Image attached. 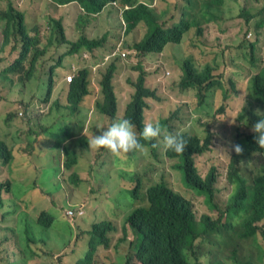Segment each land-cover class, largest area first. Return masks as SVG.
<instances>
[{
  "label": "trees",
  "instance_id": "obj_1",
  "mask_svg": "<svg viewBox=\"0 0 264 264\" xmlns=\"http://www.w3.org/2000/svg\"><path fill=\"white\" fill-rule=\"evenodd\" d=\"M33 4L36 13L23 8L18 9L15 0H8L0 6L1 33L3 35V46L0 47V77L11 82H20L27 87V82L45 79L47 94L45 100L51 98L55 91L57 77L63 71H69L70 66L64 64L67 55H72V66L75 64L78 70L75 72V79L62 87L59 92V101L50 103L53 110L68 108L69 114L58 116L53 124L58 125L60 121H72L74 124L72 132L66 134L62 141L65 142L64 166L72 169L75 164L80 163L81 151L72 150V144L82 146L84 143L79 137L77 140H70L77 132L86 129L87 132L100 134L101 129L108 126V117L114 116L119 110L120 97L127 94L123 87L122 73L128 69V62L122 57L114 58L106 71L102 72L100 79L101 99L97 98L92 106H87V100L92 95L90 84L93 78V71L89 67V60L83 56L88 53H99L104 44L116 40L124 49L134 51L142 60L145 59L146 51L162 52L167 41H178L184 34L191 31L202 33L203 24L213 20L219 21L221 12L225 11L228 0H199L200 5L188 0L185 4L191 17V22L185 27L177 26L169 33H166L159 25L162 21V10L158 8L159 0H27ZM65 5L61 9V6ZM112 9L115 21L111 28L106 31L103 28L104 8ZM240 16L244 17L246 23L255 19L253 41H242L239 46L245 49L246 64L244 70L247 73H254L249 79L247 87V103L244 112L238 116L240 124L248 127L249 131L241 135L238 127L235 129V144L244 149L241 153L230 154L229 179L234 183V190L230 195L225 208L213 205L218 209L220 215L213 220V228L206 236L198 238L201 231L198 230L194 219L196 214L191 210V200L183 194L176 192L173 185L180 186L179 180L173 179L167 182L154 181L149 170H141L125 165L116 168L115 176L109 174L113 180L110 186L101 185L98 182L94 169L88 177L90 187L97 184L104 187L115 186V193L119 189L130 191L137 199L139 206L135 207L128 215L122 225V237L117 243V252H126L119 257L117 264H264L263 248L256 244L259 232V223L264 221V168L257 174L248 177L243 172L242 162L247 157L253 158V154L263 152L255 141V133L250 131L252 125L259 117L256 115V103L264 101V58L259 56V41L264 30V7L254 8L238 5ZM118 11L119 15L116 14ZM27 20L30 23L29 32L26 29ZM9 25V30L3 29V23ZM26 23V24H25ZM144 26L145 32L142 38L134 41L133 31ZM185 28V30H184ZM102 31L100 34L99 31ZM184 30V31H183ZM183 32V33H182ZM101 58V55H99ZM102 60V59H101ZM192 61V59H187ZM194 64V62H193ZM65 67V68H64ZM139 71L136 80L127 77L133 90L130 101L126 105V114L132 119L139 117L145 109H150V102L157 100L163 104L173 99L169 94L159 95L156 89H150L145 85L147 72L143 65H138ZM219 63L214 58L212 66L207 65L204 69L195 71L183 70V76L178 82L179 90L177 98L186 99V102H179V107L167 111L162 107L156 112L155 118L162 128L167 132H179L188 141L186 149L182 153H175L165 150L162 145L153 147L152 160L163 161L165 157L179 159V167L185 163L184 180L187 187L205 195L209 202H212L217 191L218 171L215 166L211 167L207 181L201 180L195 163V157L203 155L212 148L214 134L210 132V125H201V135L193 132L191 120V108L201 111L209 116L212 111V97L219 94L222 109H226V101L237 96L239 86L226 89L219 81ZM101 69L98 70V74ZM224 79V78H223ZM238 82V81H237ZM170 93L174 92L175 81L169 83ZM67 91V101L62 98ZM33 97H42L33 88ZM21 98L14 99L0 92V102L7 109L3 114V133L0 129V250L6 253L0 256V264L10 261V264H26L25 256L18 253L16 256L12 251H5L6 244L4 236L8 240L16 238L22 231L31 232L29 240L32 244H40L37 227L29 223L30 216L23 214L21 220H11L10 209L17 204V197L21 190L28 188L26 173L37 169L28 157L36 152L38 157L42 154L34 151V148H25L16 142V124L19 112H28V104L24 103V95L18 92ZM207 97V98H206ZM245 103V100H244ZM20 104L23 108L20 109ZM187 106L189 111L184 112L181 107ZM24 119V118H23ZM49 137V133L44 131ZM162 139V136L160 137ZM152 146L156 139H151ZM102 151H95L96 162ZM110 152L111 155V151ZM139 153L135 150L128 153L121 152L119 157L127 155L134 157ZM22 162V170L17 165ZM119 165V164H118ZM117 166V165H115ZM112 169L110 170V172ZM143 171L147 172L144 179L145 185L141 183L140 176ZM72 175L79 180V175L72 172ZM129 183L130 186H126ZM92 190V187H91ZM145 191V193H144ZM113 195V196H114ZM113 196L104 199L113 198ZM31 211L34 223L47 220L45 227L52 225V217L46 211L40 216L35 210L23 209V212ZM225 216L226 221H222ZM64 218L74 224L76 219L64 215ZM204 221L212 220L209 215H203ZM22 226L20 231L18 226ZM76 234L79 238L86 239V255L76 257L71 264H95L94 253L99 244L109 245V233L117 230L112 221L94 223L88 227L80 222L76 224ZM119 230V229H118ZM11 236V238H9ZM252 240L257 245L260 254L254 253V248H247L243 241ZM32 257L35 260L45 256L47 249L33 247ZM65 258V256H64Z\"/></svg>",
  "mask_w": 264,
  "mask_h": 264
},
{
  "label": "rangeland",
  "instance_id": "obj_2",
  "mask_svg": "<svg viewBox=\"0 0 264 264\" xmlns=\"http://www.w3.org/2000/svg\"><path fill=\"white\" fill-rule=\"evenodd\" d=\"M8 0H0V6L3 5ZM19 6L22 8H26L32 11V13H36L33 4L28 2L27 0H18ZM239 3L242 6H249L254 8H262L264 7V0H228V5L225 11L221 12L219 21L210 20L203 24L204 30L202 33H196L195 31H191L188 35L186 34L184 39V44L173 50L171 48L168 49V56H165L167 68L165 70L171 71L170 74L163 75L160 67L158 66V59L155 57H147L145 59H141L135 54L134 51L127 54L125 57L128 62V69L122 73V81L123 87L127 90V94L124 97H120L119 100V110L122 115L125 110V105L130 101V95L132 93L131 84L127 80V77H131L132 80H136V76L139 71L136 69L138 65L141 63L144 64V69L149 73L147 76L145 85L150 89L154 87L157 89L159 95L169 94L173 99L171 102H167L165 104H161V102L157 100H153L150 102L151 108L145 109V113L148 117H154L156 112L159 111L162 107H164L167 111L170 109H175L179 107V102H186V99L177 98V93L179 90L178 87V75L180 74V61L182 59H192L194 65L198 67L200 70L204 69L207 65L212 66V60L216 58L219 63V81L226 87V89L233 87V84L239 86L240 92L237 96L229 98L226 103V109H222L223 103L220 102L219 94L215 93L211 94L212 97V111L209 116H205L201 113V111L195 110L194 107L191 108V120L193 126V132L201 135V125H210V132L215 135V139L212 141V148L206 151L203 155H197L195 157V163L198 169V172L201 176H205L211 167L215 166L217 168L219 179L216 184L217 191L215 193L214 199L212 202H209L205 195L200 194L193 190L190 187L185 185L184 180V171L182 167H179V159L175 157H165V154L162 153L163 161L160 163L159 161L152 160V148L150 145H145L140 149L138 155L134 157H129L127 155H110V152H106L104 154L100 153L98 161L96 162V155L94 151H102L96 150L100 149V147L91 145L89 142L92 139L91 132L84 131L80 135V138L83 141L82 146L73 145L71 148L75 151H81V161L80 166L76 167L84 175L91 173L90 167L91 164H94V171L96 173V177L98 182L104 186H110L113 182L111 178H109V174L115 176L118 172L116 168L124 167L125 165L130 166L132 168H139L141 170H149L151 172L152 178L154 181L165 180L167 182L172 178L179 180L181 185L176 186L173 185L176 192L183 194L185 197L191 200V210L196 214L198 218L203 215H211L213 218L220 215L217 208L213 205L219 206L222 210L225 208L228 199L232 193V186L227 182L226 174L228 170V165L230 162V154L232 152L237 153L234 150L235 145V129L238 127V131L241 135L245 134L249 131L248 127L244 124H240L238 121V116L242 109L243 104L245 107H248V103H244V97L247 95V87L249 84V79L251 75L254 73H247L244 70V66L247 62L245 49L240 47L239 44L244 40L246 42L253 41L255 39V33L253 31L255 25V19H252L250 23H246L244 17L240 16L238 5ZM188 4V0H159L158 8L163 10L165 8L168 9V13L166 18L168 19L171 16V12H175L178 9H181L183 5ZM65 5L61 6V9L64 8ZM112 9L106 10L103 16V28L110 29L112 24L115 21L114 13L111 12ZM119 15L118 11L116 12ZM26 24V23H25ZM30 23L27 20L26 29L29 32ZM100 34L102 31H99ZM145 28L144 26H140L138 29L133 31L134 41L139 40L144 35ZM116 40L108 41L104 48L100 51L101 53L106 52L108 54L114 49L121 48L119 45H116ZM174 45V44H171ZM259 56L264 58V30L260 37L259 41ZM72 55H67L64 61V64L72 67ZM111 62V61H110ZM110 62L104 65L101 68L100 73L98 74V70H96V78H94V83L91 81L90 88L92 95L87 98V100H91L87 102V106H92L94 101L98 96L96 91V83L98 84V80L101 78L102 72L106 71ZM184 61H181L183 65ZM181 65V71H182ZM65 68V67H64ZM96 68V66H95ZM176 69V70H174ZM67 75V71H63L62 75L57 77L55 92H59V87H66L67 83L64 80V77ZM224 78V79H223ZM175 81L174 92L170 93L169 83L171 81ZM238 81V82H237ZM5 83L0 82V88H4ZM35 89L37 93L42 94L47 89V83L45 79L33 80L31 82H27V87L18 82L16 88L9 89L7 87L4 89V93L13 97L14 99L21 98V95L18 93L21 91L22 95H24V103L28 104V112L27 114L23 111V114L19 113L18 125L17 127L23 129V131L29 132L32 134V129L30 128L31 123L28 119H35L40 117V120L34 124L37 127V131L41 132L46 129V132L49 133L48 137V146L44 147L43 150L50 151L49 153H45L43 156L38 157L36 152L28 157L30 161L34 164H37V171L35 172L36 178L40 185L47 186V189L54 195L59 196V200L55 203L53 207L48 210H45L48 213V216L52 217V225L50 227H45L47 224V220H43L42 222L38 221L34 223L32 219V212L27 211L23 212L22 206L20 204H13L10 209V219L13 220H21L23 214H27L30 216L29 223L35 227H37L38 234H35L36 237H40L43 239L41 244L42 247L47 249V254L39 260H36L30 264H62L61 262L64 260L65 264H71L76 257H80L82 255H86V247L88 246L86 239L83 237L78 242L71 244V240H75L76 238V224H78V220L75 221L74 224H70L64 218V208L68 206V198L72 196V185L74 182L71 179L69 171L64 169L61 176L64 179L63 181L60 178V166L57 164L58 162H52V160H47L51 157L53 152L55 151H65L64 146L65 142L62 141L63 137L66 134L72 132V127L74 124V119L72 121H60L58 125L51 124L58 116L69 114L68 108H60L51 110V106L48 103H43L42 101H38L36 104V98L33 97L32 89ZM238 89V88H236ZM67 91L63 96V100H66ZM206 97V98H207ZM23 107V104H20ZM35 105V106H34ZM258 110L264 113V101H260L256 103ZM184 112L189 111L187 106L181 107ZM7 109L4 107L3 103L0 102V129L5 134L8 131H4V126L2 122L3 114H5ZM30 111L33 114L31 117L28 114ZM159 118L157 115L155 118ZM24 118V119H23ZM154 118L153 121H156ZM251 131V129H250ZM43 135L40 134V140L36 145L41 147L43 141ZM2 136V135H0ZM4 139L6 137L2 136ZM156 143L158 145H162V139L156 138ZM86 146V147H84ZM84 147V148H83ZM30 148V147H28ZM244 149L242 148L243 152ZM240 152V153H241ZM95 155V156H94ZM119 164V165H118ZM51 165V166H50ZM117 165V166H115ZM17 167L22 170V162H20ZM45 167L44 172L42 173V168ZM243 172L246 176L251 177L252 175L257 174L264 168V155L262 154H253V158L247 157L242 162ZM112 171L110 172V170ZM173 173V177L171 178L170 173ZM143 176H140L141 183L144 186V179L147 176V172L143 171ZM90 183H91V175H90ZM126 186H130L129 183H125ZM92 187V194L88 196V212L86 213V225L92 220L94 223L102 222V221H112L114 225H116L117 229L114 232L109 233V245L105 246L104 244H99L96 252L94 253L95 264H117L119 262V257L123 255L127 250V245L124 247V250L117 252V243L119 244V239L122 237V231L120 226H122L128 217V215L133 211V209L137 206V199H135L130 191L119 189L115 195V186L104 187L99 192L101 186L95 184ZM84 191L87 190V184H83L81 187ZM67 190V193H66ZM145 193V191H144ZM68 194V196H67ZM114 195V196H113ZM113 196L111 199H104ZM92 200V202L90 201ZM96 199L99 203V208L96 210ZM225 217V216H224ZM224 217L223 220H224ZM23 225H19L18 228L21 231ZM31 232L22 231V233L16 238H12L8 240V236H4L5 239V251H12L14 249V253L17 256L18 253L28 257L32 253L33 247H39L40 244H32L29 242L31 238ZM80 234L77 235L79 237ZM11 238V236L9 237ZM257 243L264 247V221L259 223V232L257 236ZM67 244V245H66ZM243 244L250 248L252 247L251 242L248 240L243 241ZM254 248V253L260 254V250L256 247ZM65 256V258H64ZM5 264H10V261H6Z\"/></svg>",
  "mask_w": 264,
  "mask_h": 264
},
{
  "label": "clouds",
  "instance_id": "obj_3",
  "mask_svg": "<svg viewBox=\"0 0 264 264\" xmlns=\"http://www.w3.org/2000/svg\"><path fill=\"white\" fill-rule=\"evenodd\" d=\"M190 1L196 2L200 5L199 0H190ZM15 4H16V7L18 9H21L22 11H24V9L19 6L18 0H15ZM107 7L108 6H106L104 8V13L106 12ZM167 13H168L167 8L162 10L163 18H162V21L159 25L166 33H169L173 28H175L177 26L185 27L186 25H188L191 22V17L188 13V9H187L186 5H183L181 9H178L175 12H171V16L168 19L166 18ZM1 24L2 23H0V47L3 46V35L1 33V30H2ZM3 29L6 31L9 30V25L6 22L3 23ZM108 30H109V28L106 29V31H108ZM184 30H185V28H184ZM203 30H204V28H203ZM186 34L188 35V32L184 34L182 39L180 38V40H179L181 42L180 44H178V41H172V40L167 41L165 43L166 47L162 52H155V51H148L147 50L146 55H143V56L146 58L147 57H153V58L155 57L156 59H158L157 60L158 66L160 67L162 74L163 75H166V74L169 75L171 71L165 70V69L167 68V65H170V64L166 63V61L164 60L165 56H168V49L169 48L176 50L177 48L181 47L184 44V39H185ZM106 44H107V42L104 44V46ZM115 44L119 45L121 48L114 49L111 52H109L108 54H106V52H104V53L99 52V53H88V54H85L83 56L85 59H88L90 57L89 67L92 69V71L94 73L93 78L91 80V81H93V83H94V78H96V70L101 69L104 65H106L108 62L112 61L116 57H122V58L126 59L125 57L127 56V54L131 52L127 49H124L121 44H119V43H115ZM171 44H174V45H171ZM176 46H179V47H176ZM123 53L125 55H123ZM99 55H101V58L99 57ZM181 61H184L183 65H182ZM181 61H180V67H179L180 74L178 75V77H175V78H178L179 81L181 80V78L183 76V70H187V71L192 70V71H195L196 73L199 72L200 69L198 67H196L192 61H188L187 59H182ZM140 65H143V67H144L143 63H141ZM181 65H182V71H181ZM95 66H96V68H95ZM77 70H78V67L76 64L69 68L67 75L64 77V80L66 83H71L75 79V72ZM174 70H176V69H174ZM148 75H149V73L147 72V76ZM68 76H73L71 81L67 80ZM136 78H137V76H136ZM100 79L98 80V84L96 83V91H97L98 96H100V98H98V99L102 98V95L100 93V91H101L100 90ZM146 79H147V77H146ZM0 82L5 83V87L2 89L0 88V92L3 94H5L4 89H6L7 87H9V89H14V88H16V86L18 84V82H11L10 80L4 79L1 77H0ZM59 88L61 89L62 87H59ZM153 89H156V88L154 87ZM237 90L239 93L240 89H237ZM157 93H158V91H157ZM46 96H47V94L43 93L42 97H36L35 104L38 101H42L43 103L50 104L54 101H59V99H60L59 94L57 92L55 93V91H53L51 93V98H48V100H45ZM67 99H68V97L66 95L65 101H67ZM62 100H63V98H62ZM244 100H245V103H247V95H245ZM126 105H125V110H124L122 115L120 114V110H118L114 116L108 117V120H107L108 126L105 128H102L100 134H98V135H96L95 133L91 134L93 136H92V139L89 143L91 145H95V146L100 147V149H96V150H101L102 147H106L103 149V151H104L103 154L108 152V151H111V155L116 156V155H119V153H121V152L128 153L129 151H132V150H135L136 152L139 153L140 149L143 146L150 145L152 148V151H153V147H157L159 145L156 143V144H153V146H152L151 139H153V138L156 139V138H159L162 136V146L165 150H171L177 154L185 151L186 146L188 144V141L182 134H180L179 132H175V133L167 132L166 133V131L162 128L161 124L158 121H153L154 117H148L146 115L145 110H144V113L141 114L139 117L134 116V118L132 119L125 112L126 111ZM21 108H23V107L20 105V109ZM244 109H245V105L243 104L240 113L244 112ZM51 110H53V109L51 108ZM31 112L32 111H30L28 113L30 115V117L33 115ZM19 113L23 114L22 110H20ZM256 115L259 117V119L254 122V124L252 125V128H251V131L253 133H255L254 139H255L256 143L261 148H264V113L260 112L257 109ZM39 120H40V117L35 118V119H28V121L31 123L30 128L32 129V134L29 132L23 131V129L17 127V125H18V122H17V124H16V127H17L16 131L17 132L15 135L17 137L16 142L19 143L21 146H23L25 148L32 147V148H34V151H37L38 153L44 155L45 153L50 152V151L43 150L44 147L48 146L47 135H45V134L43 135L44 143H42L41 147L37 146L36 144L40 140H42L40 138V134H42L49 126L46 129H44L43 131L38 132L36 129L37 127H35L34 124H36ZM53 122L51 124H53ZM84 131H86V129L83 130L82 132L75 133L74 136L70 137V140H77L80 137V135L82 133H84ZM215 138L216 137L214 135L213 140ZM235 142H236V139H235ZM73 145H75V143H73L71 146H73ZM84 147H86V146H84ZM234 150L239 154L242 151V148L240 145L235 144ZM257 153L264 155L263 152H257ZM65 156H66L65 151H55V152H53L51 157L49 159H47V160H52V162H58L57 164H59V166H60V178L63 181V185H64V179L61 176V174H62L64 169H67L64 166V160L66 158ZM80 165H82V164L77 163L74 165V167L72 169H70V170L67 169L69 171V174H70L71 179L74 182V184L72 185V196L69 197L67 194V196L70 200L68 201V206L64 208V215H68L70 218H72V219L74 218V219L78 220V222L86 225V222L88 221V220H86V213H89L88 212V201H86V199H88V196L90 194H92V190H91L90 183L88 180L90 173L88 171L87 174L84 175L79 170H77L76 167H78ZM193 165L196 166V163L193 162ZM94 167L95 166L92 163L91 167H90V171L93 170ZM181 167H182L183 171L186 172L185 163H183ZM37 169L30 170L26 173V178H27L26 183L29 187L24 189V190H21L16 200H17V204H20L22 206V209L35 210L36 214L38 216H40L42 211L48 210L55 205V203L59 200V196L58 195L54 196L47 189V186L40 185L38 183V180L35 179L36 178L35 172L37 171ZM44 170H45V167L42 168V173L44 172ZM72 172H76L79 175V180L76 179V177L74 175H72ZM208 173H209V171H208ZM208 173L205 176H201L202 181H207ZM218 179H219V176H218ZM226 179H227V182L232 186V192H233L235 185L229 179V168L227 170ZM83 184H87V190H85V191L81 188ZM66 193H67V190H66ZM90 201L92 202L91 199H90ZM98 208H99V203L97 202V199H96V210ZM69 210H73V213L70 214ZM207 215H209V214H207ZM209 216L212 218V220L204 221L202 219V216L200 218H198L197 216L195 217L194 222L196 223L198 230L201 231V235L198 238L204 239V237L206 236L208 231L212 230V228H213V220H216L217 217H219V216H217V217L213 218L211 215H209ZM222 221L223 222L226 221L225 217H224V220L222 218ZM93 224H94V222H92V220H91L89 222V224L86 226L92 227ZM120 228H122V226H120ZM117 229H119V228L117 227ZM21 233L22 232H19L17 234V236H19ZM77 235L78 234H76L75 240H71L70 245H73L74 243H76L80 240V238L77 237ZM248 241L251 242L252 247L258 248L257 245L261 246L257 242H256L257 245H253L254 243L252 240H248ZM39 242H40V247L43 248L44 250H46L45 247L41 246L43 239L40 237H39ZM261 247L263 248V251H264V247L263 246H261ZM12 252L14 253V249L12 250ZM24 261L26 262V264H30L36 260L32 257V254H30V256H28V257L25 256ZM61 263L65 264V261L63 260Z\"/></svg>",
  "mask_w": 264,
  "mask_h": 264
},
{
  "label": "built area",
  "instance_id": "obj_4",
  "mask_svg": "<svg viewBox=\"0 0 264 264\" xmlns=\"http://www.w3.org/2000/svg\"><path fill=\"white\" fill-rule=\"evenodd\" d=\"M123 55H125V54L123 53ZM72 77H73V76H68V77H67V80H68V81H71V80H72ZM69 213L72 214V213H73V210H69Z\"/></svg>",
  "mask_w": 264,
  "mask_h": 264
},
{
  "label": "crops",
  "instance_id": "obj_5",
  "mask_svg": "<svg viewBox=\"0 0 264 264\" xmlns=\"http://www.w3.org/2000/svg\"><path fill=\"white\" fill-rule=\"evenodd\" d=\"M5 255H6V253L4 251L0 250V256H5Z\"/></svg>",
  "mask_w": 264,
  "mask_h": 264
}]
</instances>
